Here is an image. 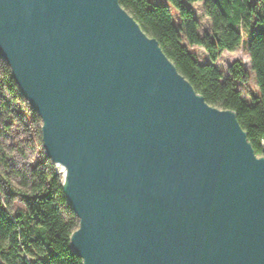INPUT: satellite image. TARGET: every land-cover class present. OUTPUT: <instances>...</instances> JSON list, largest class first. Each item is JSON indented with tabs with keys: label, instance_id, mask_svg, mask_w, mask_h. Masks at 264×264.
<instances>
[{
	"label": "water",
	"instance_id": "1",
	"mask_svg": "<svg viewBox=\"0 0 264 264\" xmlns=\"http://www.w3.org/2000/svg\"><path fill=\"white\" fill-rule=\"evenodd\" d=\"M0 58L42 120L82 264H264V141L119 0H0Z\"/></svg>",
	"mask_w": 264,
	"mask_h": 264
},
{
	"label": "trees",
	"instance_id": "2",
	"mask_svg": "<svg viewBox=\"0 0 264 264\" xmlns=\"http://www.w3.org/2000/svg\"><path fill=\"white\" fill-rule=\"evenodd\" d=\"M119 1L143 31L159 41L178 71L209 104L236 111L255 153L263 155L264 0ZM197 2H202L212 23L211 30L204 34L200 33V21L192 6ZM196 46L205 49L206 62L194 50ZM240 47L250 55V69L242 59L234 60L226 69L216 65L224 51ZM3 62L9 73L10 67ZM1 67L0 107L4 111H0V123L6 130L0 128V138L13 127L17 128L23 117L26 125H34L37 119L35 114L23 116L16 106L7 103L3 95L6 84L11 91L18 86L10 74L8 79L3 77ZM252 78L256 91H250V100H247L238 86L248 84ZM37 134L42 140L41 128ZM34 138L24 137L13 145L14 150L24 157L22 144H29ZM0 158L11 168V158L1 142ZM0 176V264H82L70 246L79 221L64 195L62 176L46 154L24 170L12 169ZM11 176L17 179L18 185ZM15 199H20L23 205L13 211L11 203Z\"/></svg>",
	"mask_w": 264,
	"mask_h": 264
},
{
	"label": "rangeland",
	"instance_id": "3",
	"mask_svg": "<svg viewBox=\"0 0 264 264\" xmlns=\"http://www.w3.org/2000/svg\"><path fill=\"white\" fill-rule=\"evenodd\" d=\"M157 2L164 0H156ZM194 10L197 13V16L200 21V33L204 34L205 32H209L211 30V20L208 17L204 5L202 2H197L192 4ZM174 16L176 15V10L173 8ZM194 50L200 55L202 62H206V51L203 47H194ZM236 59H242L245 63V66L247 68H251V62H250V55L247 50L240 47L239 49L235 51H224L220 58L217 60L216 65L226 69L230 63H232ZM4 60L0 58V66L1 67V73L5 79H8V74L11 75V70L8 73L7 70H5L4 66ZM12 77V76H11ZM13 79V78H12ZM6 91H4V96L7 97V103L11 104L12 107L16 106L18 111L24 115H27L29 117H32V115H36L37 119L34 122V125H26V118L23 117V121L17 123V128L13 127L12 131H9L6 135L0 138L1 146L4 147L7 154L10 156V167L7 168L6 163L1 160L0 158V173L10 172L12 169L16 170H24L28 168L29 163L34 164L35 162H38L40 159H42L43 154H45V150L43 147V141L40 140L39 136H37V130L41 128L42 126V120L37 115L36 112L33 111L32 107L30 106L27 99H25L20 91L19 87L16 88V90L11 91L10 88H8V85L6 84ZM239 89L242 92V95L245 99L250 100L251 92L252 90L256 91V82L254 78L251 79V81L248 84L240 83ZM19 92V96H18ZM17 95V96H16ZM0 111H4L3 108L0 107ZM0 128L3 130H6L4 126L0 123ZM35 137V141H32L29 144H22V147L25 151V156L23 157L20 153L17 152V150H14L13 145H16L20 140H22L24 137L26 138H32ZM39 139V140H38ZM57 172L60 171V169L56 168ZM12 181L15 185H18V181L16 178L11 176ZM2 180L0 176V181ZM23 203L20 201V199H15L11 203V208L14 211L16 208L22 206Z\"/></svg>",
	"mask_w": 264,
	"mask_h": 264
}]
</instances>
